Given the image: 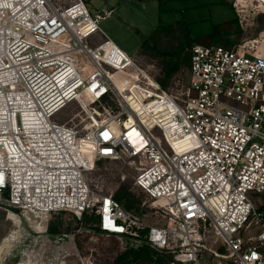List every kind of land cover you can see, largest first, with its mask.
Wrapping results in <instances>:
<instances>
[{"label":"built area","instance_id":"obj_1","mask_svg":"<svg viewBox=\"0 0 264 264\" xmlns=\"http://www.w3.org/2000/svg\"><path fill=\"white\" fill-rule=\"evenodd\" d=\"M110 14L0 0V207L12 220L88 211L102 233L166 250L171 264H199L210 228L229 251L216 257L264 264V201L253 200L264 194V38L193 45L188 82L170 92L102 31ZM73 104L80 113L62 120ZM101 160L135 165L164 225L143 229L91 187Z\"/></svg>","mask_w":264,"mask_h":264},{"label":"rangeland","instance_id":"obj_2","mask_svg":"<svg viewBox=\"0 0 264 264\" xmlns=\"http://www.w3.org/2000/svg\"><path fill=\"white\" fill-rule=\"evenodd\" d=\"M72 1L59 0L62 5ZM83 1L91 12H111L100 24L102 31L130 58L156 77L160 72L157 64L141 58L140 54L143 45L152 44L159 26H175L179 22L185 24L190 37L196 42L213 34L217 28H227V25L239 17L245 27L241 28L239 24L241 34L237 36L234 32L230 36L231 39L238 38L232 47L244 38H264V0H239L243 4L237 2L236 8L225 0ZM231 2L236 5V0ZM95 39L101 40L103 36L95 35ZM188 79L189 69L181 68L167 91L174 92L182 84H186ZM78 113L80 107L73 104L61 113V118L66 120ZM82 118L84 114L77 116L76 121ZM136 175V167L129 161L101 160L87 174V178L94 190L113 197L121 188L129 187L136 205L126 211L141 223L143 229L164 225L166 218L163 206L134 186ZM253 197L257 205L264 201V194ZM75 217L77 216L73 213L56 212L38 219L27 212L18 211L17 217L12 220L6 208L0 207V264H113L117 252L128 246L126 241L122 237L95 232L89 225L86 229H76ZM60 220L64 221L68 229L62 230L66 232V236L48 235L49 225ZM204 244L206 251L201 253L199 264H231L229 259L214 255L217 253L228 256L229 251L222 238L210 228ZM172 261L173 258L170 264Z\"/></svg>","mask_w":264,"mask_h":264},{"label":"trees","instance_id":"obj_3","mask_svg":"<svg viewBox=\"0 0 264 264\" xmlns=\"http://www.w3.org/2000/svg\"><path fill=\"white\" fill-rule=\"evenodd\" d=\"M234 32L237 36L241 34V29L237 20L227 25V28H217L213 34H208L204 38L194 42L185 24L179 22L175 26H159L155 31L152 44L143 45V51L140 57L146 58L148 61H154L157 64L160 72L157 77L154 76V78L163 89L169 90L168 87L172 84L179 70L183 67L187 69L190 68L191 48L193 45H220L225 48H232L238 40V38H230ZM100 162L101 161L98 163ZM114 198L118 200L127 211L131 210L136 205V199L133 197L129 187L118 190ZM57 212L63 213L66 211ZM74 224L76 229H86L87 225H89L95 232L102 233L98 225L97 216L88 211L83 212L80 219L75 217ZM62 230L67 231L68 229L65 227L64 221L60 220L51 223L47 232L50 236L58 235L59 237H65L66 232ZM127 245L128 246L123 249V251L117 252L113 264H170L173 258L170 252L158 249L149 243H128Z\"/></svg>","mask_w":264,"mask_h":264},{"label":"crops","instance_id":"obj_4","mask_svg":"<svg viewBox=\"0 0 264 264\" xmlns=\"http://www.w3.org/2000/svg\"><path fill=\"white\" fill-rule=\"evenodd\" d=\"M225 2H227V3H229V4H231V5L233 6L231 0H225ZM234 8H235V7H234ZM235 20H237V21H238V24H240V25L242 26L241 28H244V27H245L244 22H241V21L239 20V17H238L237 19H235ZM235 20H234V21H235ZM13 243H15V242H13ZM13 243L11 244V246L13 245Z\"/></svg>","mask_w":264,"mask_h":264},{"label":"bare ground","instance_id":"obj_5","mask_svg":"<svg viewBox=\"0 0 264 264\" xmlns=\"http://www.w3.org/2000/svg\"><path fill=\"white\" fill-rule=\"evenodd\" d=\"M94 189V188H93Z\"/></svg>","mask_w":264,"mask_h":264}]
</instances>
